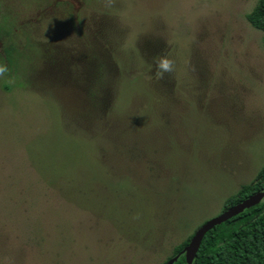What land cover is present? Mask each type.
Instances as JSON below:
<instances>
[{
    "label": "rangeland",
    "instance_id": "rangeland-1",
    "mask_svg": "<svg viewBox=\"0 0 264 264\" xmlns=\"http://www.w3.org/2000/svg\"><path fill=\"white\" fill-rule=\"evenodd\" d=\"M256 1L0 0V264H162L221 213L264 166Z\"/></svg>",
    "mask_w": 264,
    "mask_h": 264
},
{
    "label": "trees",
    "instance_id": "trees-1",
    "mask_svg": "<svg viewBox=\"0 0 264 264\" xmlns=\"http://www.w3.org/2000/svg\"><path fill=\"white\" fill-rule=\"evenodd\" d=\"M245 19L253 29L264 33V0H257L253 9L245 15ZM11 51L15 52L12 49L5 50L8 64L14 61ZM263 191L264 166L251 182L241 185L233 195L223 201L221 212ZM192 235L175 246L162 264L174 256H177V260L173 264H186L181 251ZM192 264H264V198L208 231Z\"/></svg>",
    "mask_w": 264,
    "mask_h": 264
},
{
    "label": "water",
    "instance_id": "water-1",
    "mask_svg": "<svg viewBox=\"0 0 264 264\" xmlns=\"http://www.w3.org/2000/svg\"><path fill=\"white\" fill-rule=\"evenodd\" d=\"M264 198V191L258 192L254 195L249 196L248 198L242 200L236 205L224 210L219 215L205 221L202 225H200L193 235L191 236L188 244L183 248L181 254L184 256V260L186 264H192L196 254L199 250L201 241L204 235L213 229L215 226L231 219L232 217L238 215L243 210L256 205ZM177 256L170 258L165 264H173L176 262Z\"/></svg>",
    "mask_w": 264,
    "mask_h": 264
},
{
    "label": "clouds",
    "instance_id": "clouds-1",
    "mask_svg": "<svg viewBox=\"0 0 264 264\" xmlns=\"http://www.w3.org/2000/svg\"><path fill=\"white\" fill-rule=\"evenodd\" d=\"M169 61L167 60H162L160 63V67L164 70H168L169 69ZM4 71V69L2 67H0V72Z\"/></svg>",
    "mask_w": 264,
    "mask_h": 264
}]
</instances>
